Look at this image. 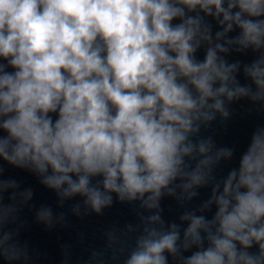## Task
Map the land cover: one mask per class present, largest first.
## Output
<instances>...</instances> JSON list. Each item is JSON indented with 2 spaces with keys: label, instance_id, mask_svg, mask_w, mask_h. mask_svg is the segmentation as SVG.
Returning a JSON list of instances; mask_svg holds the SVG:
<instances>
[{
  "label": "clouds",
  "instance_id": "obj_1",
  "mask_svg": "<svg viewBox=\"0 0 264 264\" xmlns=\"http://www.w3.org/2000/svg\"><path fill=\"white\" fill-rule=\"evenodd\" d=\"M226 45L261 53L243 66L251 84ZM243 97L264 100V0H0V158L96 213L112 194L156 209L125 264H264V128L219 182L212 165L233 150L192 139L229 115L222 98ZM178 180L185 192L212 182L204 207H216L183 215L182 237L159 213ZM19 255L0 238V257Z\"/></svg>",
  "mask_w": 264,
  "mask_h": 264
}]
</instances>
